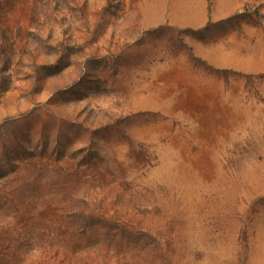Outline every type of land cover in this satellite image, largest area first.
Instances as JSON below:
<instances>
[{
    "label": "rangeland",
    "instance_id": "obj_1",
    "mask_svg": "<svg viewBox=\"0 0 264 264\" xmlns=\"http://www.w3.org/2000/svg\"><path fill=\"white\" fill-rule=\"evenodd\" d=\"M0 264H264V0H0Z\"/></svg>",
    "mask_w": 264,
    "mask_h": 264
}]
</instances>
